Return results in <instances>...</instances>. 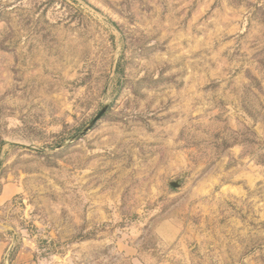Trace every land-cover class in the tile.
<instances>
[{"label":"rangeland","instance_id":"obj_1","mask_svg":"<svg viewBox=\"0 0 264 264\" xmlns=\"http://www.w3.org/2000/svg\"><path fill=\"white\" fill-rule=\"evenodd\" d=\"M0 264H264V0H0Z\"/></svg>","mask_w":264,"mask_h":264},{"label":"water","instance_id":"obj_2","mask_svg":"<svg viewBox=\"0 0 264 264\" xmlns=\"http://www.w3.org/2000/svg\"><path fill=\"white\" fill-rule=\"evenodd\" d=\"M107 108V104H104L103 107L100 109V111L95 115V117L90 121V123L88 124V126L86 127V129L90 128L105 112ZM171 185L177 186L178 183L177 182H171Z\"/></svg>","mask_w":264,"mask_h":264}]
</instances>
